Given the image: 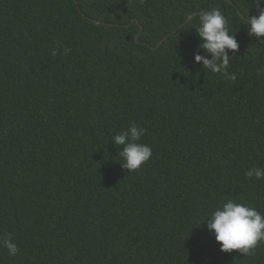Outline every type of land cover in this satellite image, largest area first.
Listing matches in <instances>:
<instances>
[{
  "label": "trees",
  "instance_id": "trees-1",
  "mask_svg": "<svg viewBox=\"0 0 264 264\" xmlns=\"http://www.w3.org/2000/svg\"><path fill=\"white\" fill-rule=\"evenodd\" d=\"M230 1L0 0V237L19 248L0 264H264V242L222 252L204 221L228 200L264 215L246 177L264 168V44L253 0ZM212 9L234 81L194 62ZM131 124L152 157L128 173L113 137Z\"/></svg>",
  "mask_w": 264,
  "mask_h": 264
},
{
  "label": "clouds",
  "instance_id": "clouds-1",
  "mask_svg": "<svg viewBox=\"0 0 264 264\" xmlns=\"http://www.w3.org/2000/svg\"><path fill=\"white\" fill-rule=\"evenodd\" d=\"M253 4L259 14L248 15L244 24L248 29L249 37L264 44L259 41L260 37H264V0H253ZM195 29L201 40L199 48L206 55L195 54L194 62L201 64L204 70L221 74L226 80L234 81L236 75L229 72L231 56L229 51L237 52L239 44L235 34H230L225 16L218 9L204 11L199 17V26ZM59 47L63 49L64 54H67V48L62 45ZM57 53V49L52 51V55ZM144 132L143 128L131 124L126 130L113 137V144L122 146L118 155L123 158L122 167L128 173L140 169L152 157L151 147L139 142ZM253 176L257 180L264 179V168H252L246 172V177ZM204 221H207V229L214 234L222 252L238 251L246 256L264 242V215L246 204L234 200L223 202ZM0 244L7 249L9 256H16L19 252L11 234L0 237Z\"/></svg>",
  "mask_w": 264,
  "mask_h": 264
},
{
  "label": "water",
  "instance_id": "water-1",
  "mask_svg": "<svg viewBox=\"0 0 264 264\" xmlns=\"http://www.w3.org/2000/svg\"><path fill=\"white\" fill-rule=\"evenodd\" d=\"M228 2H230L231 3V1L230 0H228ZM240 13V15L242 16V17H244V15L241 13V12H239ZM197 14H194V15H192L191 17H189V19L186 21V23L185 24H187V23H189L193 18H194V16H196ZM136 21L134 20L133 21V23H135ZM184 24V25H185ZM183 25V26H184ZM183 26L182 27H180L178 30H176V31H174L172 34H170V35H168V36H166L160 43H159V45L157 46V47H153L154 49H158L165 41H167L173 34H175L176 32H178L180 29H182L183 28ZM141 31L143 32V28L141 27ZM139 37H140V35H138L135 39H136V41L137 42H139ZM260 39V41H263L264 39H263V37H260L259 38ZM127 40L128 41H130L131 40V38L130 37H127Z\"/></svg>",
  "mask_w": 264,
  "mask_h": 264
}]
</instances>
